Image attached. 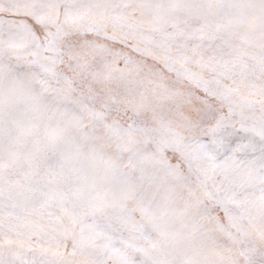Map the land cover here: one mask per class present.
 I'll list each match as a JSON object with an SVG mask.
<instances>
[{"label":"snow or ice","instance_id":"snow-or-ice-1","mask_svg":"<svg viewBox=\"0 0 264 264\" xmlns=\"http://www.w3.org/2000/svg\"><path fill=\"white\" fill-rule=\"evenodd\" d=\"M0 264H264V0H0Z\"/></svg>","mask_w":264,"mask_h":264}]
</instances>
